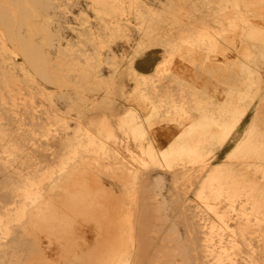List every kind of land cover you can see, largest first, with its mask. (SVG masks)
<instances>
[{"label":"bare ground","instance_id":"bare-ground-1","mask_svg":"<svg viewBox=\"0 0 264 264\" xmlns=\"http://www.w3.org/2000/svg\"><path fill=\"white\" fill-rule=\"evenodd\" d=\"M262 17L264 0H0V264H264ZM251 104L212 166L200 150Z\"/></svg>","mask_w":264,"mask_h":264},{"label":"rangeland","instance_id":"rangeland-1","mask_svg":"<svg viewBox=\"0 0 264 264\" xmlns=\"http://www.w3.org/2000/svg\"><path fill=\"white\" fill-rule=\"evenodd\" d=\"M234 15H235V12H233V10L231 8H227L223 12L219 11L218 13H215V15H214V19L215 20H209V21H210V24L214 23V24L217 25V24H219L218 23L219 20H221L223 22V21H226L227 19H232L233 17H235ZM226 16H228V17H226ZM261 21L264 22V17H262ZM237 47H238L239 50L241 49L238 44H237ZM239 54L240 55H239L238 58L241 59L244 62V65L240 69H238V68L236 69L235 67H233L231 69V71L229 72L230 73L229 74L230 75L229 78L232 80L233 92L235 94L241 95V96H243L244 94H247V99H245L244 101L243 100H241V101L243 102V104L248 105L251 102V101L249 102L250 96H252V94H254L255 87H256V84L255 85L254 84L251 85L252 84L251 81L255 79L253 77L254 76V74H253L254 71H253L252 74H250V72H249L251 69H254L253 68L254 67V60H253V58H250L248 56H245V55L242 56L240 51H239ZM218 74H223V72L222 71H218ZM118 104H119V106H121L120 109L122 111H124L126 109V107H127L125 103L119 102ZM120 109H119V111H120ZM248 109H249V111L247 113L246 120L243 121L240 124L239 128L235 132L236 135L234 134L235 135L234 139H230L228 142H226L220 148L217 147V146H215V147L211 146V147H205V148L200 150V153L202 155H204V156L205 155H210L211 156L212 166H214L215 164H219V163H221V162H223L225 160H228L227 159L228 156L231 155L234 152L235 148L237 147V145L242 140L243 133H244L245 129L249 126L248 123H249L251 111L253 109V104L249 105ZM262 135L264 136V132H262ZM210 151H211V153L208 154ZM166 157L170 158V154L169 153L166 154ZM233 163H234V161H233ZM234 169L236 171H238V173H244V171H245V168L243 166H241L239 163H236V162H235V165H234ZM257 176L261 177V174H257ZM125 184H126V182H124L123 180H118V181L117 180H109L108 183L103 182V192H106V193L110 194V196H105L106 199L110 198V199H115L117 201H122L123 200V193H124L123 191H124ZM198 190H199V185H196L193 188V190L191 191V194L192 195H197ZM85 204H86V199L84 201H81L80 199L77 200L76 206H77L78 211H79V213L77 215L79 217L84 218L85 217L84 215L88 214L87 210L90 207L87 208ZM62 215H63V213H62ZM65 217L66 218L62 217V218L59 219V223L62 226V232H66L65 225L70 223L67 220V216H65ZM87 228H89V227H87ZM47 236H49V235H47ZM50 237H52V236H50ZM98 237L99 236L97 235V233H96V235L93 236V238H98ZM54 238L56 240H58V241L61 240L63 242V240L61 239L62 237L60 235H58V234H56L54 236ZM69 238L70 237H68V239ZM101 238H102L101 240H104V239H107L108 236H105V235L102 236L101 235ZM68 239L66 241H68ZM53 246H55V245H53ZM90 247L91 246H89L88 248H90ZM103 249L101 250V248H100L99 255L98 254H94L95 252H97L98 249L94 248V249L89 250L88 253L86 254L87 257H88V261H86V264H97V259H98V257L101 254H103ZM77 253H79V252H77ZM77 253H76L75 256H77ZM69 264H76V263H75V261L74 262L70 261Z\"/></svg>","mask_w":264,"mask_h":264}]
</instances>
